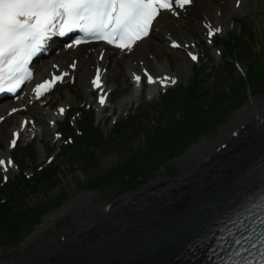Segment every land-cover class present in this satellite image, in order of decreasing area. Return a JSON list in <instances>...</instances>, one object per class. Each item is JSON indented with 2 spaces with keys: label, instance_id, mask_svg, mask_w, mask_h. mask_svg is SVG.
Masks as SVG:
<instances>
[{
  "label": "bare ground",
  "instance_id": "bare-ground-1",
  "mask_svg": "<svg viewBox=\"0 0 264 264\" xmlns=\"http://www.w3.org/2000/svg\"><path fill=\"white\" fill-rule=\"evenodd\" d=\"M196 5L203 14L218 21H222L235 12L229 7L227 0L224 2L227 10H224L223 4L219 6L222 10L220 17H216L211 12L209 0H199ZM250 7L254 9L252 14L256 8H259L264 15V0H245V5L240 11ZM166 31L184 35L180 24L171 20H166L159 27L160 35ZM147 41L144 39L135 45V48H138L139 57L142 52L149 50ZM178 55L181 58V52H178ZM166 64H168V59L165 57L163 65ZM176 70L180 74L186 72L187 65L182 59ZM130 101V99H122L119 105L129 104ZM229 124L237 131L235 137L229 138L230 131L226 136L225 128L220 127L218 136L221 138L210 154L203 152V150L208 151V140L202 139L198 145H192L180 159L183 168L177 179H165L134 196H125L120 201L123 204L118 206L115 204L114 208L107 212L105 209L100 211L93 206L92 196L88 192L72 196L62 207L44 217L36 230L20 243L21 251L26 255L22 261L14 257L0 264H27V260H33L32 264H50L51 259L58 254L57 250L68 241L66 237L73 236L78 223L82 225L84 221L85 227L88 228L92 222L105 220L106 216L116 207H119L121 212L127 209L129 212L130 209L138 207L141 210V217L143 215L145 217L142 223L155 227L156 230L171 225H176L180 229L181 232L174 239L173 244L166 245L156 253L160 257L156 264H196L198 259L191 261L190 257L186 258V255L182 254L184 246L201 230V226L203 227L212 219L240 189L237 182L241 180L243 171L264 155V98H250L247 104L235 111ZM223 143H226V146L220 148ZM36 148L40 150V155L43 154L41 142H36ZM194 156L198 158L191 164L189 159ZM171 193H177L178 200L173 201L174 197ZM76 214H80L81 217L76 218ZM118 217V214L112 217L111 222L121 224L129 219L128 215L125 220L122 217L118 220ZM58 218L69 219L68 222L66 221V229L58 231L57 235L45 236L49 225L53 226ZM34 242L39 247V251L28 254L26 251Z\"/></svg>",
  "mask_w": 264,
  "mask_h": 264
},
{
  "label": "rangeland",
  "instance_id": "rangeland-1",
  "mask_svg": "<svg viewBox=\"0 0 264 264\" xmlns=\"http://www.w3.org/2000/svg\"><path fill=\"white\" fill-rule=\"evenodd\" d=\"M241 29L243 31L242 35L248 38L250 44L252 45V49L257 51L259 49L258 47H260V38L262 37L264 39V15L262 11L259 8H256L253 15L248 20H246L245 22H241L240 28L238 26L236 27L235 32L238 34ZM239 36L240 34H238L237 38L234 40L235 42L238 40ZM243 36L240 37L241 40L243 39ZM147 44L149 45L148 42ZM149 46L152 51L156 52L160 57V55L158 54L159 48L154 45L155 49H153L151 43ZM254 50L252 51L256 54V51ZM137 51L138 49L135 51V53H137ZM162 52L163 55L168 58L169 64L171 66L177 63L174 61L173 56L167 55L163 50ZM260 53L264 57V41ZM233 54L235 55V52ZM178 60H180V57L178 58ZM238 60L241 66L245 68L244 61L240 59ZM220 61H209L208 64H202L199 68L192 67L193 71L199 69L203 74L202 80L204 82L202 86L209 89L208 95L205 96L206 98H210V95L212 93L210 91V87L214 85V83L219 80L221 83V87L225 88V85H229V83L234 80V75L238 74L236 68H233L232 72L230 73H224V71L222 72L221 67H216L217 64H220ZM112 70L117 71L121 69L116 66L110 67L109 80L115 82V84H117L118 86H122L123 74H117V76L115 77L116 72L112 74ZM220 77L222 78V80H220ZM181 87L182 86H177L175 90H172L168 95L164 96L162 99L159 98V100L161 99L160 101L158 100L159 102L157 101L150 103L145 113H141L135 118L130 117L129 123H125L127 127L123 129L125 133L128 132V135H125V133H120V130L119 132H117V129L120 127V123L113 127L105 121H100L97 127H95L91 123L95 129L99 130V139L102 141L97 142L96 144H93V146H91L93 147V156H88V159H85V161L77 159L74 161V163L70 164L64 161V158H66L64 154L58 156L55 160V163H53L52 165L53 169L56 172V175L59 178L58 182L46 186H41L36 190V187L22 190L21 195H24V201L21 204H14V200L9 201V205L17 208H23L24 206L30 207L38 202L47 203V201L54 197L56 193L58 195L59 190H61V194L63 195L62 203L59 206L53 205L51 200L47 203V209H45L44 213L39 215V220L33 222L30 217L31 214L27 213L28 216L23 215L24 217H21V220H23L20 221L21 225L0 223V262L14 257L22 261L23 257L26 255L22 253L19 246L20 243L36 230V228L42 223L44 217L62 207L64 203L69 201L71 197L76 194H79L81 192L90 193L92 196L93 206L96 209L102 211L105 208V205H110L112 203L113 205H115L119 203L123 197L134 196L138 192H143L147 187L154 186L155 182L157 181L165 179H177L180 171L183 168L182 164L180 163V159L192 145H198L202 139H206L209 141L208 151L203 150V152L206 154H210V151L215 148V145L218 144L221 138L218 136L219 128H225L226 136H228L229 131L231 133V129L233 127L229 123L233 118L235 111L247 104L250 101V98H264V92L260 95H248L246 99H241L240 105L234 110L230 108L227 109L222 117V120L213 123L211 125V129H202L200 133H197L196 135L195 131L196 129H198V127L196 126V122H191L190 107H188V105L184 106L183 101L178 104H176V101H173V99H175L173 94H175L176 89L178 90ZM119 95L120 94H115L114 97H117ZM176 95L178 94L176 93ZM207 102L208 100L203 98L202 101L195 105H200L205 110L208 109ZM222 107L228 108L225 106ZM214 109L215 107L212 105V110ZM204 110L202 109V116L206 115ZM89 114H91V112H89ZM184 116H187L185 121L183 120ZM166 119H168L170 127H175L176 130L184 128L188 130L187 134L193 136V138L191 139L192 141L187 146H185L181 154L177 156L174 155L169 159H167L166 157L162 158V156H160L159 159L150 163V165L152 166H148V170H150V173H148L150 178L148 180L145 178V174H143L142 176L139 175L141 174L140 171H135L139 174L137 173L133 180L131 179L133 173L127 174V178L132 181H129V184H127L124 188L122 187V184L117 183H112L108 187H102V185L96 186L91 183L96 179L99 180L98 175L103 173L105 170L111 169L117 164L125 161V159H127L130 155L134 154L136 149H139L142 152V154L140 153V158L142 160L139 166L143 164L145 161L143 160V157H146V154L152 152V137L154 135L163 133V129L161 131L158 129L163 125V122H165ZM200 124L198 126H200ZM93 130L94 129L89 126L86 135L92 133ZM158 148L161 149L160 147ZM28 149L29 151H31V153L37 156L35 144ZM161 152H164L163 149H161ZM197 158L198 156L191 157L189 159V162L193 164ZM199 158L201 157L199 156ZM87 162H90V165L88 167H85L84 165ZM18 176L19 174L14 175V177L11 178V182ZM16 200L17 199H15V201ZM66 221L68 222L69 219H56L53 226L49 225L45 236L57 235L58 230H65ZM23 222L25 225L23 224ZM28 225H31L32 230L30 233L24 234L28 230ZM36 251H39V247L34 242L29 246L26 252L28 254H34Z\"/></svg>",
  "mask_w": 264,
  "mask_h": 264
},
{
  "label": "snow or ice",
  "instance_id": "snow-or-ice-1",
  "mask_svg": "<svg viewBox=\"0 0 264 264\" xmlns=\"http://www.w3.org/2000/svg\"><path fill=\"white\" fill-rule=\"evenodd\" d=\"M194 0H0V92H16L32 77L29 64L38 53L46 50V45L54 36H66L79 31L83 34L68 47L80 45L86 41H103L120 50H131L138 42L144 40L154 29L155 23L164 12L178 15L179 8L191 5ZM240 8L242 0H235ZM219 27H209V36L220 32ZM172 47H181L172 41ZM193 61L196 54L189 52ZM103 58V52H101ZM73 68L76 64L71 65ZM67 73L56 75L51 80L37 84L33 91L39 97L48 92L57 82L62 81ZM102 70L96 69L91 83L93 87L102 88ZM148 84L159 83L166 86L175 84V77H154L144 71ZM137 84L142 77L133 73ZM106 93L99 97V103H105ZM13 112L17 109H12ZM63 114L64 109L59 110ZM2 119V118H0ZM9 147L15 148L19 132H14ZM7 164V166H5ZM13 165L0 159V170L5 173ZM8 175L4 180H8ZM261 231L257 243L261 245L257 264H264V219L259 220ZM253 239V234L235 240L241 245L239 251L229 257L231 264H253L252 259L241 257V252L248 251L243 247L245 242ZM255 248V244L252 245ZM227 264V262H225Z\"/></svg>",
  "mask_w": 264,
  "mask_h": 264
},
{
  "label": "trees",
  "instance_id": "trees-1",
  "mask_svg": "<svg viewBox=\"0 0 264 264\" xmlns=\"http://www.w3.org/2000/svg\"><path fill=\"white\" fill-rule=\"evenodd\" d=\"M243 36L242 33H240V36L238 40L230 44V41H225V44L228 46L229 51L227 52L228 56L235 55L238 57V59L244 61V63L247 66V77L246 79H243L238 74L234 75V80L229 83L228 86L225 88L221 87V83L218 80L214 85L210 87V91L212 92L210 95V98H206L205 96L208 95L209 89L204 88L203 80L201 74L197 75L195 77L194 82L187 87L185 90L177 93L178 95H174L175 99L173 101H176V104L180 103L181 101L184 102V106L190 107V119L191 122H196V126L198 129H196L195 134L200 133V131L203 129H211V125L213 123H216L220 120H222L223 115L225 114L226 110L217 108L218 105H220L222 102L228 101L230 103L229 108L234 110L236 107L240 105L241 99H246V91L249 88L254 95H259L264 92V70L262 68L254 67L253 63L258 62V64H261V61L259 59V54H255L252 51V45L250 44L248 38L243 36V39L241 40L240 37ZM254 56V57H253ZM227 59V58H226ZM222 72L224 73H230L233 70V64L231 61L225 60V62L221 65ZM220 80L222 78L220 77ZM220 87V88H218ZM216 91V92H215ZM203 98L208 100L207 106L212 108V105L215 107L213 118L209 122H204V116H202V109L203 107L196 106L195 104L199 103L203 100ZM212 104V105H211ZM194 111V112H193ZM187 116L183 117V120ZM204 122V123H202ZM200 123H202L200 126H198ZM163 133L159 135H154L152 138L153 145L152 152L149 154H146V157H143L144 163L140 164L141 158L140 153L142 152L139 149H136L134 154L130 155L125 161H123L120 164H117L115 167L105 170L103 173L98 175L99 180H94L91 182L92 184L96 186L102 185L104 186H110L112 183L122 184L125 185L130 179L127 178V174L133 173L135 171H140L141 174H148L150 173V170H148V166L153 161H156L159 159L160 156L162 158H172L174 155H177L182 152L183 146L189 143V141L193 138V136L187 134L188 130L184 128H180L178 130L175 129V127H170V124L168 123V119L165 120L164 126L159 127L158 130H162ZM136 132V131H134ZM125 135H128V132L125 133ZM183 139L181 141L175 140L178 137H182ZM128 137V136H127ZM126 138V137H125ZM172 140L175 141L173 146H168V141ZM147 142V141H146ZM93 144L88 142L83 149H73L69 154H67L66 162L68 163H74L75 160L80 159L85 161V159H88V156H93V150L91 147ZM158 147H164L162 148L164 152H161V149ZM165 149V150H164ZM90 165V162H87L84 166L88 167ZM132 174V175H133ZM127 175V176H126ZM59 178L56 175V172L51 169H45L41 172V174L37 177H34L30 180L20 181L16 183L14 186H8L0 188V193L7 195L10 200H14V204L18 203L21 204L24 201V195H21L22 190L30 189L32 187H36L38 189L41 186H46L50 184H54L58 182ZM90 184V185H92ZM88 186V185H87ZM14 187V189H13ZM34 190V189H33ZM58 195L52 197L50 200L52 201V204L55 206H59L62 203L63 195L61 194V190L58 191ZM15 199H17L15 201ZM48 200L47 203L50 201ZM43 202H38L35 205L32 206H24L23 208H17L14 206L9 205V202H5L0 205V223H8V224H15V225H21L20 221L21 217L23 215H27V213L31 214V219L34 221L39 220V215L44 213L45 209H47L48 204ZM24 214H23V213ZM21 215V216H20ZM24 217V216H23ZM24 224V222H23ZM25 225V224H24ZM32 230L31 225H28V230L24 234L30 233Z\"/></svg>",
  "mask_w": 264,
  "mask_h": 264
},
{
  "label": "water",
  "instance_id": "water-1",
  "mask_svg": "<svg viewBox=\"0 0 264 264\" xmlns=\"http://www.w3.org/2000/svg\"><path fill=\"white\" fill-rule=\"evenodd\" d=\"M120 204L123 203L119 202L117 206ZM115 209L105 220L92 222L88 228L84 221L82 225L78 223L73 236H67L66 243L59 242L64 244L50 264H156L160 259L156 253L166 245H172L181 232L176 225L156 230L142 223L145 217H141L138 207L129 212L128 209L121 212L119 207ZM117 214L118 220L121 217L127 219V215L129 219L125 223L113 224L110 219ZM32 261L27 260V264H32Z\"/></svg>",
  "mask_w": 264,
  "mask_h": 264
}]
</instances>
